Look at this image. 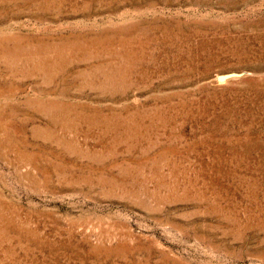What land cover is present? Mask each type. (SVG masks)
Instances as JSON below:
<instances>
[{
  "label": "rangeland",
  "instance_id": "obj_1",
  "mask_svg": "<svg viewBox=\"0 0 264 264\" xmlns=\"http://www.w3.org/2000/svg\"><path fill=\"white\" fill-rule=\"evenodd\" d=\"M0 264H264V0H0Z\"/></svg>",
  "mask_w": 264,
  "mask_h": 264
}]
</instances>
